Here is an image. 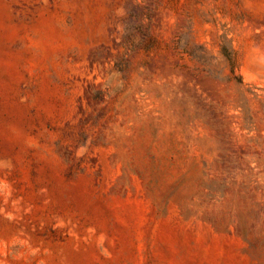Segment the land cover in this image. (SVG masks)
Returning a JSON list of instances; mask_svg holds the SVG:
<instances>
[{"label":"rangeland","instance_id":"374dc122","mask_svg":"<svg viewBox=\"0 0 264 264\" xmlns=\"http://www.w3.org/2000/svg\"><path fill=\"white\" fill-rule=\"evenodd\" d=\"M0 264H264V0H0Z\"/></svg>","mask_w":264,"mask_h":264}]
</instances>
